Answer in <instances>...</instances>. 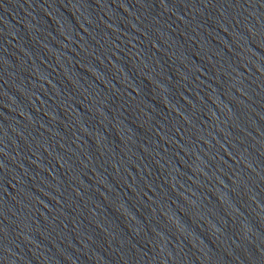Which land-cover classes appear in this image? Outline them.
<instances>
[{
	"label": "water",
	"instance_id": "obj_1",
	"mask_svg": "<svg viewBox=\"0 0 264 264\" xmlns=\"http://www.w3.org/2000/svg\"><path fill=\"white\" fill-rule=\"evenodd\" d=\"M0 264H264V0H0Z\"/></svg>",
	"mask_w": 264,
	"mask_h": 264
}]
</instances>
